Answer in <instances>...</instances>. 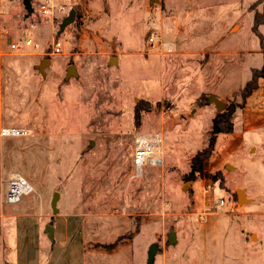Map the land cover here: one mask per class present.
Returning <instances> with one entry per match:
<instances>
[{"label":"rangeland","instance_id":"rangeland-1","mask_svg":"<svg viewBox=\"0 0 264 264\" xmlns=\"http://www.w3.org/2000/svg\"><path fill=\"white\" fill-rule=\"evenodd\" d=\"M36 1L28 14L23 0H0V75L14 70L9 60L47 61L34 88L17 95L33 111L18 114L33 135L5 138V170L27 178L35 192L5 209L38 203L52 217L59 192L62 211L82 212V205L87 213H127L137 230L143 224L136 264H148L153 243L154 264H264V78L246 100L241 95L263 66L255 7L246 9L248 0H75L74 22L61 31L68 15L53 30ZM239 21L241 32L221 23ZM29 34L41 48L11 49ZM54 37L66 41L58 55L48 46ZM151 37L173 50L153 47ZM229 108L233 132L217 135L207 176L188 179L214 119ZM146 132L169 136L165 163L131 179L133 140ZM4 189L7 198L9 182ZM239 189L249 201H238ZM102 203L110 206L102 210ZM75 221L82 218H70L73 229Z\"/></svg>","mask_w":264,"mask_h":264},{"label":"crops","instance_id":"crops-1","mask_svg":"<svg viewBox=\"0 0 264 264\" xmlns=\"http://www.w3.org/2000/svg\"><path fill=\"white\" fill-rule=\"evenodd\" d=\"M259 1L248 0L246 9H252ZM255 9L262 12L263 3L257 4ZM210 15L217 17L216 7ZM221 23H223L224 29L229 25H233V30L238 28L241 32L243 29L241 21L229 24ZM259 31L264 41V25L259 26ZM27 36L22 37L19 42ZM26 48L24 45L23 50ZM257 49L260 50V44ZM250 52L252 53V51L245 50L242 53L248 55ZM256 54L262 57L263 65L264 53L257 52ZM12 61H15V64ZM43 61L36 62L34 58L20 64L16 60L7 61L11 70H14L6 75H0V131L6 126L29 128L23 126L25 123L20 122L23 120H20L18 114H31L33 111L28 110L25 100H19L17 95H24L23 90L34 88L31 81L37 80L40 73L39 66ZM49 62L52 64V60ZM25 65H30L25 69L28 74L22 73ZM27 82L30 83L29 86ZM262 91H264V82ZM11 93L15 96H11ZM6 94H9V100L5 99ZM5 138L0 134V264H136L134 241L145 231L142 229L143 224L140 230H137L134 227L135 221L133 222L127 213H125L126 216L123 213L114 214L112 212L105 213V211L100 213V209L97 213H87V210L84 212L85 209L81 205L82 212H67L58 208V213L54 212L52 217H48V214L40 212L38 203H26L25 206L18 209H5L4 205L7 201L4 196V185L9 182L12 175L18 174L14 170H5L4 154L7 152L5 151ZM101 205L102 210H106L110 206L108 204L106 207L104 203ZM89 214L97 215V219L90 220ZM70 216L76 220L82 218L81 222L75 221L74 229L70 223ZM43 225L46 227L53 225L54 242L48 237L46 229L43 232ZM116 226H123V231L116 230ZM116 242L117 245L114 249L105 248V246Z\"/></svg>","mask_w":264,"mask_h":264},{"label":"built area","instance_id":"built-area-1","mask_svg":"<svg viewBox=\"0 0 264 264\" xmlns=\"http://www.w3.org/2000/svg\"><path fill=\"white\" fill-rule=\"evenodd\" d=\"M73 1L75 0H37L36 7L39 16L55 30L56 23L63 20L70 12ZM155 37L150 38L153 47L159 46L166 52L173 50L172 44L164 41L155 42ZM65 42L54 37L51 45L48 46H52L53 53L58 55L63 52ZM24 45L31 49L41 48L40 41L35 40L33 34H29L20 42L10 43L11 49L17 52H22ZM0 134L3 137H28L33 135V131L27 127L6 126L1 129ZM169 140V136L163 132H146L135 135L131 160V179L143 178L145 167L159 168L164 165L165 149ZM33 192H35V188L27 178L20 174H14L9 179L6 201L9 204L19 203Z\"/></svg>","mask_w":264,"mask_h":264},{"label":"trees","instance_id":"trees-1","mask_svg":"<svg viewBox=\"0 0 264 264\" xmlns=\"http://www.w3.org/2000/svg\"><path fill=\"white\" fill-rule=\"evenodd\" d=\"M263 3V11L256 12L254 24H253V32L262 38L259 26L264 25V0H260L257 4ZM254 5L253 8L256 6ZM264 78V64L260 69H254L252 79L246 84L244 90L242 92V97L246 100L252 93L258 89L259 80ZM233 117V109L229 108L227 111L220 113L213 121V129L210 136V141L208 146L198 151L197 154L192 158L191 168L189 173L187 174L188 179H196L197 176L205 177L207 173L205 172V161L211 157L216 140L217 135L221 133H231L234 130V125L232 122ZM117 242L111 245L105 246L106 249L112 250L116 247Z\"/></svg>","mask_w":264,"mask_h":264},{"label":"water","instance_id":"water-1","mask_svg":"<svg viewBox=\"0 0 264 264\" xmlns=\"http://www.w3.org/2000/svg\"><path fill=\"white\" fill-rule=\"evenodd\" d=\"M24 1V5L28 11V14H32L34 12V7L32 5V0H23ZM76 16V9H71L68 16L63 20V22L60 25V29L61 31H64L65 28L72 24L74 22ZM115 59L114 57L111 59V62H113ZM47 62L46 60H44L41 63V67L44 65V63ZM215 99V103L217 105V108L219 111L224 110L223 107L226 105L224 102H222L221 100L214 98ZM228 167L230 168V165H228ZM61 194L59 192H56L53 199H52V209L55 213H58L59 209H58V202L60 199ZM237 197H238V201L242 202L243 200H247L249 201V199H247L246 197V193L244 191V189H239L237 191ZM46 232L48 233V237L51 239L52 242H54V227L53 225H48L46 227ZM176 232L175 231H171L169 233V243L173 244L176 242ZM158 252V245L156 243H153L150 246L149 249V253H148V264H154L155 262V255Z\"/></svg>","mask_w":264,"mask_h":264}]
</instances>
